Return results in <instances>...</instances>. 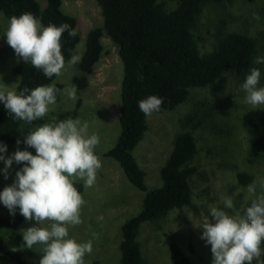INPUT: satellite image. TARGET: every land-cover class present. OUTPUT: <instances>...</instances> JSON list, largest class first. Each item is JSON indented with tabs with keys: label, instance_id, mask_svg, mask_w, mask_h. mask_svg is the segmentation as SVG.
<instances>
[{
	"label": "rangeland",
	"instance_id": "374dc122",
	"mask_svg": "<svg viewBox=\"0 0 264 264\" xmlns=\"http://www.w3.org/2000/svg\"><path fill=\"white\" fill-rule=\"evenodd\" d=\"M38 1L42 8L47 5V0ZM160 1L166 2L168 9L178 6L176 0ZM63 9L77 17L80 42L65 63L62 74L49 85L55 86L60 82L63 84L62 91L75 87L76 98L59 94L56 103L50 106L51 111L43 118L77 109L75 118L88 122L89 134L96 133L100 137L96 151L102 160V168L98 171L93 187L86 190L83 182H79L82 188L77 190L86 200L81 214L83 223L69 227V236L78 242H86L92 239L93 232L100 234V238L93 242L92 253L85 256V264H91L95 259L100 260L101 264H121L123 224L142 210L146 194L135 187L120 164L106 154L116 144L121 131L119 117L123 63L118 47L105 33L102 38L104 53L90 75L89 85L85 89H78L74 77L80 74L79 63L86 49L88 32L95 27H104V18L97 0H63ZM254 14L259 19L254 18ZM9 21L10 18L0 11V84L17 92L19 75L14 72V67L18 57L7 44L6 35H3ZM232 31L256 38L258 57L264 56V0L205 2L195 31L200 52L203 54L214 50L220 33ZM256 68L261 71L258 87H264V64H256ZM248 74L224 73L212 84L191 88L188 99L175 109L154 112L148 116V130L133 152L146 171L149 190L162 185L161 167L173 150L176 134L183 130L192 131L197 140V152L191 162L196 167L190 178L193 189L191 203L183 208L172 209L158 220H146L140 226L138 240L147 264H172V244L179 245L193 264H212L211 245L201 239L203 229L200 228L206 221L215 222L210 214L211 208H224L222 198L230 197L234 208L224 210L230 215L243 214L244 209L255 199L248 192V185L240 184L237 176L238 172L245 171L254 177V182L264 178V158L250 159L249 133L243 122V116L249 109H264V105L253 107L245 103L246 92L242 85ZM1 106H4L3 102H0ZM44 123L24 122L21 132L27 135ZM5 145L7 152L0 155L6 157H10L17 149L36 154L34 148L22 144ZM23 166L24 163L13 162L6 179L3 172L5 163L0 161V192L14 183L16 172ZM262 191L264 189L258 185L255 195H260ZM8 213V208L0 202V216ZM101 215L102 221L98 220ZM33 226H38L34 219H24L15 230L0 228V239L13 250L21 252L29 263L39 262L43 255L42 245H34L32 249L25 246L23 231ZM41 226L48 227L50 222ZM262 259L264 254L260 257ZM257 263L256 260L252 262ZM1 264L15 263L7 260Z\"/></svg>",
	"mask_w": 264,
	"mask_h": 264
},
{
	"label": "trees",
	"instance_id": "16d2710c",
	"mask_svg": "<svg viewBox=\"0 0 264 264\" xmlns=\"http://www.w3.org/2000/svg\"><path fill=\"white\" fill-rule=\"evenodd\" d=\"M176 1L178 6L168 9L166 2L160 0H97L102 9L104 27H95L88 32L86 49L79 63L80 74L74 77L78 89L88 87L90 75L104 53L102 38L106 33L118 47L123 63L121 131L116 144L106 154L120 164L135 187L146 192L142 210L123 224L121 264H147L138 240L142 222L158 220L174 208L189 205L193 195L190 178L196 171L191 162L197 152V140L192 131L183 130L176 134L173 150L161 167L162 185L148 189L146 171L133 152L149 127L148 116L139 109L138 102L156 95L163 98L160 111L173 110L188 99L193 87L212 84L227 72L250 73L251 68L256 67L255 59L259 54L256 38L234 31L220 33L217 47L202 54L195 31L203 5L207 1L231 0ZM0 11L7 18L31 13L45 27L50 23L57 26L68 23L77 32L78 19L64 11L63 0H47L44 8L38 0H0ZM79 42L78 32L75 38L67 31L62 34V54L66 62ZM14 72L19 75L17 93L25 87L31 90L49 85L57 78L46 77L42 70L19 58ZM55 87L62 90L63 84L57 82ZM77 114V109L63 111L32 123L51 122L53 117L57 122L74 119ZM243 122L249 133L250 159L264 158V109H249L243 116ZM22 123L24 121H17L9 115L5 105L1 106L0 142L7 144L21 140L20 144L27 146L23 143L26 135L21 132ZM96 153L99 155L98 151ZM237 176L242 185L254 182V177L245 171L238 172ZM75 186L82 188L80 183ZM24 219L17 208L14 216L10 212L0 216V228L15 230ZM170 252L172 264H193L179 245L172 244ZM7 260L15 264H39L29 263L21 252L0 239V264ZM91 264L101 262L95 259Z\"/></svg>",
	"mask_w": 264,
	"mask_h": 264
},
{
	"label": "clouds",
	"instance_id": "9594fccd",
	"mask_svg": "<svg viewBox=\"0 0 264 264\" xmlns=\"http://www.w3.org/2000/svg\"><path fill=\"white\" fill-rule=\"evenodd\" d=\"M254 18L259 19V16L254 14ZM65 31L73 38L77 35L68 23L60 26L50 23L45 27L33 14L26 12L12 16L3 35L20 60L30 62L46 77L52 78L59 77L65 67L61 44ZM255 63L264 64V56L257 57ZM260 78V69L253 67L242 85L246 92L245 103L253 107L264 105V87H258ZM58 94L75 99L76 88L62 91L53 85H42L31 90L25 87L17 93L0 84V102L4 103L9 115L28 124L45 117ZM162 104L163 98L156 95L138 102L146 116L159 112ZM20 143L21 140H17V145ZM23 143L34 148L36 154L17 149L10 157L0 155V161L5 163L6 179L13 162L24 163L16 172L14 183L0 192V202L13 216L19 208L26 220L37 222L38 226L23 231V239L28 249L38 244L43 246L39 264H85V256L92 253L93 242L100 234L93 232L92 239L78 242L70 238L69 227L83 223L81 214L86 205L75 185L83 182L86 190L93 187L102 168V160L96 153L99 135L89 134L88 122L79 118L57 122L53 117L51 122L29 131ZM6 152L7 146L0 142V153ZM258 185L264 189V178L248 185L247 190L255 199L243 214L230 215L224 208L233 209V200L222 198L224 208L210 210L215 222L206 221L200 226L203 229L201 239L211 245L212 264H252L253 260L264 264L260 260L264 254V191L256 196ZM98 220L102 221L103 216ZM45 222H50V226L42 227Z\"/></svg>",
	"mask_w": 264,
	"mask_h": 264
}]
</instances>
